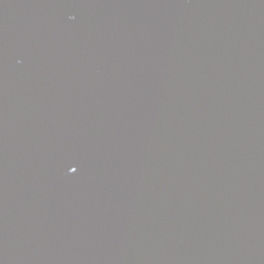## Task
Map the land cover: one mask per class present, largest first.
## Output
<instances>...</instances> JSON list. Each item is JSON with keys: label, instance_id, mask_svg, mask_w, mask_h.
<instances>
[{"label": "water", "instance_id": "obj_1", "mask_svg": "<svg viewBox=\"0 0 264 264\" xmlns=\"http://www.w3.org/2000/svg\"><path fill=\"white\" fill-rule=\"evenodd\" d=\"M0 264H264V0H0Z\"/></svg>", "mask_w": 264, "mask_h": 264}, {"label": "snow or ice", "instance_id": "obj_2", "mask_svg": "<svg viewBox=\"0 0 264 264\" xmlns=\"http://www.w3.org/2000/svg\"><path fill=\"white\" fill-rule=\"evenodd\" d=\"M75 171V170H74Z\"/></svg>", "mask_w": 264, "mask_h": 264}]
</instances>
